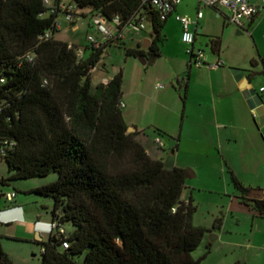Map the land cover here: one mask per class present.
Returning <instances> with one entry per match:
<instances>
[{"label":"trees","instance_id":"obj_1","mask_svg":"<svg viewBox=\"0 0 264 264\" xmlns=\"http://www.w3.org/2000/svg\"><path fill=\"white\" fill-rule=\"evenodd\" d=\"M76 1L107 17L120 15L124 23L143 9L152 13L150 45L127 54L148 63L161 55L165 21L151 5ZM45 10L44 0H0V160L10 171L0 183L9 187L13 179L57 172L56 180L30 191L53 198L51 221H72L75 227L70 234L49 232L40 264H80L75 256L84 252L82 264H201L209 251L200 258L192 252L208 229L193 223V198L182 200L187 169L152 158L138 132L128 131L120 106L122 71L92 86L91 70L114 42L100 49L87 44L79 59L69 42L40 39L55 19L42 16ZM221 45V37L212 39L214 50ZM231 176L240 200L264 217V196L252 197L254 189ZM0 264H17L1 243Z\"/></svg>","mask_w":264,"mask_h":264},{"label":"crops","instance_id":"obj_2","mask_svg":"<svg viewBox=\"0 0 264 264\" xmlns=\"http://www.w3.org/2000/svg\"><path fill=\"white\" fill-rule=\"evenodd\" d=\"M250 1L260 5V11L240 28L229 20V11L225 7H208L198 0H182L165 20L161 55L151 64L143 57V64H149V68H141L138 57L126 60L130 70L134 71L130 81L133 89L125 90L128 73L123 69L121 101L125 108L124 118L132 132L139 134L140 129L145 135L151 130L163 132L172 145L175 156L172 165L155 155L157 137L147 138L153 145L144 143L138 134L137 138L152 158L162 159L168 168L191 166L193 170L188 173V178L207 175L210 186L218 183L216 175L219 174H224L225 182L229 181L226 172L230 170L246 186L264 188L261 183L264 180V91L261 90L264 86L261 62L264 56V0ZM199 10H203L201 18H198ZM178 14L189 15L194 20L195 45L205 49L207 61L222 59L223 66L189 65L187 45L182 40V24L176 18ZM77 22L71 25L74 30L78 28ZM142 31L127 28L124 40L112 44H126L138 37L135 40L137 47L147 49L152 39L145 47L149 39H145ZM216 37L222 40L217 51L212 47V39ZM130 47L135 49L136 46ZM253 59L258 60L256 65H252ZM111 78L105 77L102 82ZM161 79L171 86L165 84L164 88H158L156 84ZM186 186L195 188L197 183L187 179ZM0 188L13 190L7 186ZM0 199V236L4 227L15 222L27 233L48 232L51 214L42 218L38 213L27 211L25 203H19L17 196L14 202Z\"/></svg>","mask_w":264,"mask_h":264},{"label":"rangeland","instance_id":"obj_3","mask_svg":"<svg viewBox=\"0 0 264 264\" xmlns=\"http://www.w3.org/2000/svg\"><path fill=\"white\" fill-rule=\"evenodd\" d=\"M86 11L88 12L90 9ZM61 21L63 29L56 35L58 40L72 42L85 48V45L88 44L87 36L95 34L89 14L78 20V28L75 30L62 18ZM142 32L145 39H152L153 27L150 21L146 22V27ZM135 40H130L126 44H111L104 50L102 58L96 64V69L91 75L93 88H96L103 81V78L113 77L120 71L123 73V69H125L128 73V78L125 87L124 84L123 87L126 91L129 88L133 89L130 81L131 73L134 74V71L130 70L129 62L127 63L126 60L128 58H137V56L128 55L127 49L132 48L130 46H136L135 49H144L137 47ZM138 64L141 68L147 69L151 63L143 64L138 57ZM159 82H164L167 87L171 86V83L164 79ZM156 94L157 90L154 91V95ZM123 99L125 100V96ZM124 110L125 108H122V111ZM146 134L140 129L138 138H143L144 143H149L147 138L153 137L154 139L157 137L162 139L164 146L154 145L157 150L155 155L163 157L167 165H172L175 156L168 138L152 130ZM149 144L151 145L152 143L150 142ZM186 168L193 170L191 166H186ZM9 173L7 162L5 159H1L0 176H6ZM216 177L218 183L211 186L207 184V175L201 174L199 177L188 178L189 182L197 183V186L195 188L186 186L182 194V199L189 200L191 197L194 199L193 204L196 207V211L193 223L208 229L201 244L192 252L193 256L200 258L209 251L202 260V264H264V217L259 215L252 206L240 202V192L233 183L230 170L226 172V177L227 179L229 178V181L225 182L224 174L216 175ZM248 177L251 180H255V177ZM57 178L58 173L52 172L45 177L13 179L9 181L10 185L8 186L10 189L17 191V201L25 203L24 207L27 211L38 213L40 217L45 218L51 214V209L54 205L53 198L30 190L40 183L51 182ZM240 181L247 185L241 179ZM261 181L263 188L264 180ZM0 187H2V184H0ZM220 222L221 225L218 227ZM21 226L15 222L1 230L0 243L2 248L17 264H40L43 257V241L49 239V230L40 234L37 233L38 230L27 233ZM64 227L67 234H70L75 228L72 221L64 222ZM85 256L86 252L77 254L75 257L82 264Z\"/></svg>","mask_w":264,"mask_h":264},{"label":"built area","instance_id":"obj_4","mask_svg":"<svg viewBox=\"0 0 264 264\" xmlns=\"http://www.w3.org/2000/svg\"><path fill=\"white\" fill-rule=\"evenodd\" d=\"M202 6L208 7H225L229 11V20L240 28H244L246 21L253 19L260 11V5L251 2L250 0H198ZM182 0H143L144 4H149L155 10L160 20L165 21L169 15L174 11L177 5ZM46 10L41 14L42 16H48L50 14L55 15L54 22L50 29L46 30L40 35V39H51L57 35L63 29L61 18L70 25H75L76 22L89 14L91 18V24L94 26L95 34H89L87 36L88 44L94 49H100L106 47L109 42L120 43L125 38V29L130 28L134 32H140L146 27L148 21V12L145 9L141 13L129 19L124 23L123 18L120 15H114L107 17L101 11H86L87 9L80 8L76 0H44ZM203 16V10L198 11V18ZM176 18L182 24V40L187 45V53L189 54V65L195 67L208 66L210 68H219L225 64L222 59H218L214 62L207 61V54L203 47L195 45L196 31L192 29L194 20L189 15L178 14ZM69 47L75 49L79 59L85 55V48L77 46L73 43H69ZM29 58H32L28 54ZM96 67L92 68V72ZM108 81H104L107 83ZM158 88H164V82H158L156 84ZM264 91V86L261 87ZM123 107L124 104L120 103ZM155 143L158 146H164L161 138H156ZM17 196L15 190H0V197L6 199L7 202H13ZM176 208H174V211ZM1 215V211H0ZM49 232L55 231L60 233H66V229L58 219L49 222ZM69 240L62 241L64 247L69 246Z\"/></svg>","mask_w":264,"mask_h":264},{"label":"water","instance_id":"obj_5","mask_svg":"<svg viewBox=\"0 0 264 264\" xmlns=\"http://www.w3.org/2000/svg\"><path fill=\"white\" fill-rule=\"evenodd\" d=\"M152 18H153V15L152 13H148V21H152ZM150 43V39L147 40L144 44L145 47L148 46V44ZM140 60L145 63V59L143 57H140ZM135 129V128H134ZM128 131L129 132H132V128H128ZM187 169V172L190 174L191 172V169L190 168H186ZM251 196L252 197H257V198H262L264 196V190L263 189H254L251 193ZM40 237V235H38Z\"/></svg>","mask_w":264,"mask_h":264}]
</instances>
